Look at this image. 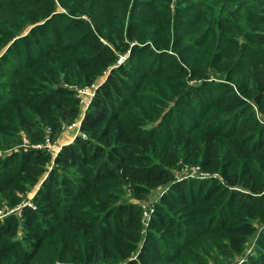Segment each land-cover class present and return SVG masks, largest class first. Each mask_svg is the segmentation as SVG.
Segmentation results:
<instances>
[{
	"label": "trees",
	"instance_id": "obj_1",
	"mask_svg": "<svg viewBox=\"0 0 264 264\" xmlns=\"http://www.w3.org/2000/svg\"><path fill=\"white\" fill-rule=\"evenodd\" d=\"M255 1L215 28L171 0H0V209L35 207L0 221V264H230L254 237L243 264H264ZM96 85L74 140L35 148ZM183 165L209 178L180 180Z\"/></svg>",
	"mask_w": 264,
	"mask_h": 264
},
{
	"label": "rangeland",
	"instance_id": "obj_2",
	"mask_svg": "<svg viewBox=\"0 0 264 264\" xmlns=\"http://www.w3.org/2000/svg\"><path fill=\"white\" fill-rule=\"evenodd\" d=\"M134 1V0H133ZM231 0H171V2H169V7L171 12L174 14H176V12L178 13V9L179 13L182 14V18H187V24L190 25L193 22V18H206L209 22L212 23V21H214L213 26L216 28V26H218L217 24L219 23L220 20L223 19H229V21H231L233 24L235 23H239L237 25H241L242 21H239L235 11V4L230 2ZM264 3V0H256L255 4L258 7H262L261 5ZM179 4V5H177ZM264 7H262L263 9ZM207 21V22H208ZM222 28L223 30H229L231 26H233V24L231 23H226V22H222ZM236 25V24H235ZM255 26H262L264 28V11L259 10L258 12V19L254 22ZM27 29V28H26ZM25 34V33H24ZM242 34V32H241ZM231 37L237 38L238 41H241L242 37L235 35V34H229ZM120 59H125V56H122ZM210 79L209 80H214V76H209ZM104 80V77L99 79L97 81V84L102 83ZM224 81V80H222ZM98 85H96L95 88H88V92L92 94L91 96H87L84 93H82V97L83 99L87 102L90 99V102L94 96V91L97 88ZM85 88L84 89H80L78 90V92H83V91H87ZM90 104V103H89ZM89 106V105H88ZM86 106L83 104V106L81 105V109H80V117L77 120V122L79 123L80 119L82 118L84 112L86 111ZM259 119H261L264 122V117L260 116ZM79 133H75V129H68L67 127L63 129L62 135L60 136L59 140L56 143L50 144L48 145V147H52V149H57L59 147V145L61 144H65L69 141H73L75 138V135L77 136ZM26 148V147H25ZM24 147H22V149H25ZM183 169L180 171H176V175L178 176V179L183 180V179H187V178H199V179H207L208 176H199L202 175L200 170L196 167H190L188 165H183L182 166ZM164 190H162V188L154 191L148 199H146L145 201L141 202V206L144 207L143 210H149L152 209L154 202L157 200L158 194H162ZM32 194L28 195L23 202H27L30 201ZM22 202V203H23ZM21 203V204H22ZM16 208V207H15ZM148 220H146L145 222H147ZM144 226L146 227L147 225L144 224ZM144 227V229H146ZM143 237L145 236V231L143 232ZM255 238V237H254ZM254 238H251L249 240V242L246 244L244 253L242 255H240L239 257L235 258L233 261L230 262V264H243L244 262H247V259L249 256H252L254 254V249L256 246V241Z\"/></svg>",
	"mask_w": 264,
	"mask_h": 264
},
{
	"label": "built area",
	"instance_id": "obj_3",
	"mask_svg": "<svg viewBox=\"0 0 264 264\" xmlns=\"http://www.w3.org/2000/svg\"><path fill=\"white\" fill-rule=\"evenodd\" d=\"M124 59H120V61L119 62H122ZM96 86H92V87H90V88H95ZM86 90L88 89V88H85ZM82 93H84L85 95H87V96H91L92 97V94L91 93H89L88 92V90L87 91H83V92H78V98L80 99V105H82L83 106V104L86 106V108L88 107V105H89V103H90V99L86 102L84 99H83V97L81 96L82 95ZM78 126H79V123L78 122H75V123H73V124H71L70 126H68L67 128L68 129H76V128H78ZM79 133V132H78ZM48 145H50V142L49 141H46V144L45 145H42V146H36L35 148H41V149H46V150H48V151H50V150H54V149H52V147H51V149H50V147H48ZM24 147H26V146H24ZM202 175H199V176H208L207 178H209V175L208 174H204V173H201ZM195 178V177H194ZM200 178V177H199ZM25 206H31L32 208H35L31 203H30V201H27L26 203L24 202V203H22V204H20V205H18L16 208H12V209H9V208H7V207H3V208H1L0 209V221H2V220H4L7 216H11V215H13V216H19L20 215V212H21V208H23V207H25ZM142 209H144V207H142ZM151 212H152V209H149L148 211L147 210H143V221H144V224L145 225H147L148 224V221L147 222H145L146 220H148L149 219V216H150V214H151Z\"/></svg>",
	"mask_w": 264,
	"mask_h": 264
},
{
	"label": "crops",
	"instance_id": "obj_4",
	"mask_svg": "<svg viewBox=\"0 0 264 264\" xmlns=\"http://www.w3.org/2000/svg\"><path fill=\"white\" fill-rule=\"evenodd\" d=\"M75 133H76V134L78 133V128L75 129ZM75 137H76V135H75ZM71 142H72V141H69V142H67V143H65V144H61V145H59V148L62 147V146H64V145H66V144H69V143H71Z\"/></svg>",
	"mask_w": 264,
	"mask_h": 264
}]
</instances>
